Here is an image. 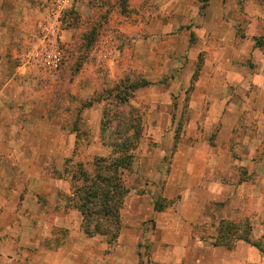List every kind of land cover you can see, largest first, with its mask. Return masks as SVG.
I'll list each match as a JSON object with an SVG mask.
<instances>
[{
    "label": "crops",
    "instance_id": "1",
    "mask_svg": "<svg viewBox=\"0 0 264 264\" xmlns=\"http://www.w3.org/2000/svg\"><path fill=\"white\" fill-rule=\"evenodd\" d=\"M45 2L0 0V264H139L140 235L150 264H264V0H210L217 7L210 23L198 15V47L208 51L202 87L218 112L198 117V124L217 128L214 144L199 131L198 150L175 151V161L187 160L184 168L147 169L153 193L137 198L148 212L132 214L152 218V229H121L109 250L104 237L82 232L71 205L73 168L65 160L80 137L76 129H60L62 118L51 111L58 76L20 60ZM69 34L63 29V41ZM160 93V100H148L156 110L148 123L170 121L169 97ZM84 109L100 126L103 106ZM175 198L172 208L154 211L156 201ZM220 235L235 237L232 248L214 244Z\"/></svg>",
    "mask_w": 264,
    "mask_h": 264
},
{
    "label": "rangeland",
    "instance_id": "2",
    "mask_svg": "<svg viewBox=\"0 0 264 264\" xmlns=\"http://www.w3.org/2000/svg\"><path fill=\"white\" fill-rule=\"evenodd\" d=\"M216 8L210 0H82L61 18L62 32L67 29L71 40L63 41V62L60 70L53 74L58 76V81L52 84L49 99L52 113L62 118L60 129H76L80 137L74 155L65 160L69 161L67 168H73V171L74 168H84L91 172L96 157L110 154V150L101 147L98 120L94 113L85 117L84 108L100 103L110 118L112 110L116 111L113 107L119 106L118 102L115 103V89L119 88L122 94L119 98L129 100V105L134 108L132 117L141 124L133 130V137L125 141L131 145L137 137L134 158L121 179L130 189L119 211L121 229L137 228L140 234L152 229V218L135 219L132 214L140 209L143 214L148 212L146 204L137 198L142 193H153L148 186L149 175L146 177L148 168H184L183 162L186 164L187 160L177 157L175 161V151L180 150L186 155L188 150H198L199 131L204 135L209 132L210 136L205 139L214 144L217 128L208 131L204 122L198 124V117L202 120L209 114L218 115L216 110L210 109V93L202 87L208 51L205 45L198 47V15L209 24ZM41 17L42 13L38 14L37 20ZM223 19L221 17L220 26H223ZM26 45L23 44L21 49L24 50ZM106 51L110 54L107 52L105 58ZM125 87H136L137 90L129 93ZM161 90L169 97L170 121L166 124L148 123L149 115L156 111L151 109L148 100H160ZM201 100L207 106L200 108ZM122 106L120 112H129L126 105ZM103 133L108 135V129ZM182 157L187 159L184 155ZM19 161L24 163L22 158ZM195 161L193 168H198V160ZM61 162L59 168L66 164L60 166ZM50 164L51 160L43 158L44 166L51 167ZM73 185L71 175L72 190ZM160 200H163L164 209H168L177 199ZM75 201L76 196L71 205L77 211L82 229V216ZM197 232L203 236L206 228ZM221 237L224 239L226 235ZM142 238L140 235L136 256L139 264H150L148 243ZM234 239L231 236L226 240L233 243ZM106 248H112L107 240ZM122 250L124 257L129 255L126 249Z\"/></svg>",
    "mask_w": 264,
    "mask_h": 264
},
{
    "label": "trees",
    "instance_id": "3",
    "mask_svg": "<svg viewBox=\"0 0 264 264\" xmlns=\"http://www.w3.org/2000/svg\"><path fill=\"white\" fill-rule=\"evenodd\" d=\"M118 89H115V94H117L115 103L118 102L119 106L113 107L116 108V111L112 110L110 118H107L108 113L104 110L100 124V141L110 150V154L106 157H96L91 172L84 168H74L72 173L74 189H71L72 196L70 197L73 201L76 196L75 202L78 203L76 209L82 216V232L87 237H104L108 244H112L117 239L121 230L119 211L124 198L130 191L121 179L123 171L129 169L127 167L134 158L133 151L137 137L133 139L131 145L125 141L126 139L129 141L128 139L133 137V130L141 125L132 117L134 108L129 105V100L119 98V95L122 94ZM125 89L129 93L137 90L136 87L134 89L125 87ZM122 105H126L129 112L126 114L120 112L123 110ZM129 124L133 125L129 126ZM106 128L109 131L108 135L103 133ZM162 201L155 202L154 211L160 212L165 208L162 206ZM221 238L220 235L214 244L232 248L231 241L226 240L231 238Z\"/></svg>",
    "mask_w": 264,
    "mask_h": 264
},
{
    "label": "built area",
    "instance_id": "4",
    "mask_svg": "<svg viewBox=\"0 0 264 264\" xmlns=\"http://www.w3.org/2000/svg\"><path fill=\"white\" fill-rule=\"evenodd\" d=\"M82 0H46L42 17L36 22L33 35L21 53L24 66L47 74H56L63 62L61 18L73 11Z\"/></svg>",
    "mask_w": 264,
    "mask_h": 264
}]
</instances>
